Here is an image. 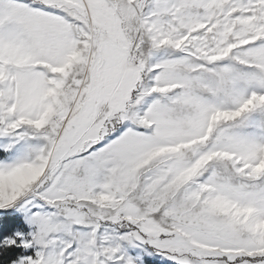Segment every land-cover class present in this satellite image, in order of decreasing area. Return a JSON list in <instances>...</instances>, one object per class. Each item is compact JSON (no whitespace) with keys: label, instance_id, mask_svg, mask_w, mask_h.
I'll use <instances>...</instances> for the list:
<instances>
[{"label":"snow or ice","instance_id":"obj_1","mask_svg":"<svg viewBox=\"0 0 264 264\" xmlns=\"http://www.w3.org/2000/svg\"><path fill=\"white\" fill-rule=\"evenodd\" d=\"M0 264H264V0H0Z\"/></svg>","mask_w":264,"mask_h":264}]
</instances>
